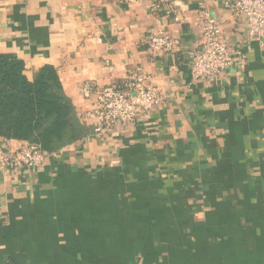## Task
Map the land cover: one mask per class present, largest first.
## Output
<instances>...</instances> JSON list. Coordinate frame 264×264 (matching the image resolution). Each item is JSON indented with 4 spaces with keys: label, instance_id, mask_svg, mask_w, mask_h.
<instances>
[{
    "label": "crops",
    "instance_id": "1",
    "mask_svg": "<svg viewBox=\"0 0 264 264\" xmlns=\"http://www.w3.org/2000/svg\"><path fill=\"white\" fill-rule=\"evenodd\" d=\"M204 13L234 63L192 80ZM160 30L179 50L150 57ZM245 31L225 0H0V53L30 80L55 67L82 129L39 168H0V264H264V38ZM132 71L161 101L95 136L85 111Z\"/></svg>",
    "mask_w": 264,
    "mask_h": 264
},
{
    "label": "built area",
    "instance_id": "2",
    "mask_svg": "<svg viewBox=\"0 0 264 264\" xmlns=\"http://www.w3.org/2000/svg\"><path fill=\"white\" fill-rule=\"evenodd\" d=\"M225 7L245 21L248 39L260 42L264 38V0H225ZM199 28L200 48L189 55V72L192 80H210L233 65V50L224 39L220 25L207 13ZM179 47V39L162 30L153 33L147 41L150 57L174 54ZM160 101L158 88L138 71H132L125 79L102 87L95 106L85 111L84 117L90 122L93 134L102 136L111 133L117 125L133 121ZM46 157L47 152L34 143L17 149L0 145L2 169H36L44 164Z\"/></svg>",
    "mask_w": 264,
    "mask_h": 264
},
{
    "label": "trees",
    "instance_id": "3",
    "mask_svg": "<svg viewBox=\"0 0 264 264\" xmlns=\"http://www.w3.org/2000/svg\"><path fill=\"white\" fill-rule=\"evenodd\" d=\"M25 63L0 53V137L28 141L46 152L76 140L82 133L55 67L44 65L30 80Z\"/></svg>",
    "mask_w": 264,
    "mask_h": 264
}]
</instances>
